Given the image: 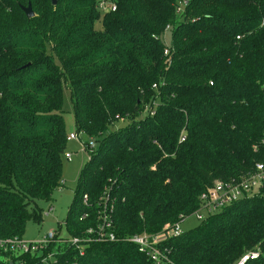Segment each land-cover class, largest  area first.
Wrapping results in <instances>:
<instances>
[{
  "label": "trees",
  "instance_id": "1",
  "mask_svg": "<svg viewBox=\"0 0 264 264\" xmlns=\"http://www.w3.org/2000/svg\"><path fill=\"white\" fill-rule=\"evenodd\" d=\"M63 83L77 133L96 142L67 234L86 237L108 194L117 239L84 254L53 244V264H236L253 250L246 264H264V179L161 240L159 263L130 239L264 164V0H0V239L22 238L63 186Z\"/></svg>",
  "mask_w": 264,
  "mask_h": 264
},
{
  "label": "built area",
  "instance_id": "2",
  "mask_svg": "<svg viewBox=\"0 0 264 264\" xmlns=\"http://www.w3.org/2000/svg\"><path fill=\"white\" fill-rule=\"evenodd\" d=\"M101 7L105 8V2H101ZM115 10L116 7L113 5L110 7ZM170 50H165V55H169ZM155 86V85H154ZM80 135L71 133L67 136V141L80 140ZM182 138L181 140H183ZM83 149L87 152L95 149V142L90 139H85L81 142ZM67 158H71V153H66ZM256 171L241 181L234 183H226L223 181H216L211 188H208L204 193L200 195L201 205L193 214L200 220L204 219L206 215H209L224 205L231 203L238 198L245 195L246 192L254 190L261 184L264 179V164L258 163L256 165ZM64 182H62V185ZM61 187V186H60ZM85 202L87 203L88 197L84 196ZM100 205L103 209L98 211V222L99 224L93 228L90 227L86 231V237L81 238L73 236L70 238H64L59 230L50 231L46 235L32 242H26L22 238L15 239H0V252L5 254L9 259L6 264H53L56 263L59 256L57 257L53 250L56 243H67L69 247L77 248L80 254H84V243L92 241H116L117 236L113 231V226L110 221V210H112L108 203L110 201L109 195H105ZM109 207V208H108ZM188 217V216H187ZM185 217V218H187ZM184 218V219H185ZM183 219V221H184ZM182 221V222H183ZM180 223L173 225L167 224L165 230L157 235H134L130 239L139 245L140 251L150 255L152 259L156 260L157 263L160 261V255L156 249V245L167 237H174L182 232ZM88 245V244H87ZM258 252L253 250L246 252L236 264H246L250 259L256 258ZM68 261L62 263L67 264Z\"/></svg>",
  "mask_w": 264,
  "mask_h": 264
},
{
  "label": "rangeland",
  "instance_id": "3",
  "mask_svg": "<svg viewBox=\"0 0 264 264\" xmlns=\"http://www.w3.org/2000/svg\"><path fill=\"white\" fill-rule=\"evenodd\" d=\"M101 24V20H98L97 26L100 27ZM164 43L167 45L172 44V35L169 34V32L164 36ZM62 90L63 104L61 107V112L65 122L66 131L67 134L76 133L77 128L75 126L72 96L70 94L69 86L63 83ZM85 139L86 137L81 141H67L66 153H71L72 157L70 159L67 158L65 153L62 158L63 166L61 178L64 184L63 186L54 190L50 201L38 200L36 202L37 210L40 211L41 219H32L27 223L22 235V239L24 241H37L43 238L46 233L57 230L61 232V235L64 238H70L67 234V227L64 221L69 211L74 207L73 200L79 189V174L89 162L90 156L88 152L83 149L81 143ZM257 190L258 188H256L254 192H257ZM81 192V189H79V195ZM253 193H250V195ZM200 223L201 220L191 213L190 216L185 218L184 221L180 223V227L183 231H187L189 229L195 228ZM8 259L9 258L5 254L0 253V261L7 262Z\"/></svg>",
  "mask_w": 264,
  "mask_h": 264
},
{
  "label": "water",
  "instance_id": "4",
  "mask_svg": "<svg viewBox=\"0 0 264 264\" xmlns=\"http://www.w3.org/2000/svg\"><path fill=\"white\" fill-rule=\"evenodd\" d=\"M52 3L56 4L57 0H52ZM23 10H24V12H25V14L27 15L28 18H32L35 15L34 10H33V8H32L30 3L27 6H24Z\"/></svg>",
  "mask_w": 264,
  "mask_h": 264
}]
</instances>
